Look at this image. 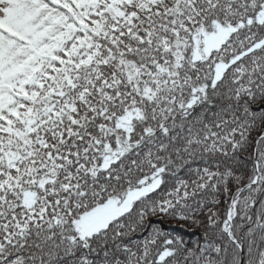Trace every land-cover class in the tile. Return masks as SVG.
<instances>
[{
  "label": "snow or ice",
  "instance_id": "1",
  "mask_svg": "<svg viewBox=\"0 0 264 264\" xmlns=\"http://www.w3.org/2000/svg\"><path fill=\"white\" fill-rule=\"evenodd\" d=\"M0 264H264V0H0Z\"/></svg>",
  "mask_w": 264,
  "mask_h": 264
}]
</instances>
